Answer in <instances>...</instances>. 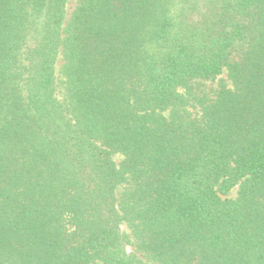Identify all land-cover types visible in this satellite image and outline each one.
<instances>
[{
  "label": "trees",
  "instance_id": "1",
  "mask_svg": "<svg viewBox=\"0 0 264 264\" xmlns=\"http://www.w3.org/2000/svg\"><path fill=\"white\" fill-rule=\"evenodd\" d=\"M69 1L0 0V264H264V0Z\"/></svg>",
  "mask_w": 264,
  "mask_h": 264
},
{
  "label": "rangeland",
  "instance_id": "2",
  "mask_svg": "<svg viewBox=\"0 0 264 264\" xmlns=\"http://www.w3.org/2000/svg\"><path fill=\"white\" fill-rule=\"evenodd\" d=\"M77 2H78V0H70V1H69V4H68V13H69V14L72 13V11L74 10V8L76 7ZM220 79H222V80H224V81L227 80V74L224 73V74L219 78L218 81H216V82H214V83H211V84H210V87L214 88V87L218 86L219 83H220ZM115 160H116L117 162H120L121 158H120L119 156H115ZM236 195H237V190L235 189V190H233V191L228 195V197H232V198H234V197H236ZM127 249H128L129 252H134V253H136V252H135V251H136V246H134V245H131V244L127 245Z\"/></svg>",
  "mask_w": 264,
  "mask_h": 264
}]
</instances>
